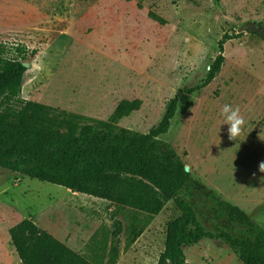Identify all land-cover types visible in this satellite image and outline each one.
<instances>
[{
	"label": "rangeland",
	"instance_id": "374dc122",
	"mask_svg": "<svg viewBox=\"0 0 264 264\" xmlns=\"http://www.w3.org/2000/svg\"><path fill=\"white\" fill-rule=\"evenodd\" d=\"M241 26V36L224 46L220 73L187 92L204 79L223 34H239ZM0 44L37 50L23 61L22 97L56 113L106 120L121 100L137 98L140 109L118 125L146 133L168 101L183 94L162 136L191 172L181 196L208 230L249 236L216 211L219 200L264 227V172L258 168L264 161V0H0ZM226 103L239 106L245 119L236 140L221 124ZM114 210L107 200L0 168V264H21L8 230L23 219L85 254L93 232L111 231ZM178 215L169 201L127 251L122 234L120 264H157L167 224ZM186 256V264H242L218 239L203 240Z\"/></svg>",
	"mask_w": 264,
	"mask_h": 264
},
{
	"label": "trees",
	"instance_id": "16d2710c",
	"mask_svg": "<svg viewBox=\"0 0 264 264\" xmlns=\"http://www.w3.org/2000/svg\"><path fill=\"white\" fill-rule=\"evenodd\" d=\"M153 19L163 23L158 16ZM239 34L225 33L202 82L193 93L211 83L224 64V46ZM0 168L72 192L109 201L111 231L97 230L86 245L87 254L72 250L30 219L9 228L11 244L21 264H116L120 236L127 251L154 216L172 201L179 215L167 224L163 251L157 264H186L187 249L203 240H221L242 264H264V227L227 200L217 212L228 222L244 226L249 236L237 237L216 228L208 230L194 206L181 196L191 172L171 143L165 141L183 94L170 99L159 123L142 133L118 123L140 109V99L121 100L106 120L56 113L50 107L22 97L27 55L25 45L0 44ZM9 55L14 53V58ZM124 218L123 222L119 216Z\"/></svg>",
	"mask_w": 264,
	"mask_h": 264
},
{
	"label": "clouds",
	"instance_id": "9594fccd",
	"mask_svg": "<svg viewBox=\"0 0 264 264\" xmlns=\"http://www.w3.org/2000/svg\"><path fill=\"white\" fill-rule=\"evenodd\" d=\"M220 112L223 117L221 124L227 125V138L229 140H236L241 135L245 124V119L241 114L239 106L226 103L222 106ZM258 168L261 172H264V161L259 163Z\"/></svg>",
	"mask_w": 264,
	"mask_h": 264
},
{
	"label": "crops",
	"instance_id": "0c3cea01",
	"mask_svg": "<svg viewBox=\"0 0 264 264\" xmlns=\"http://www.w3.org/2000/svg\"><path fill=\"white\" fill-rule=\"evenodd\" d=\"M47 232H49V231H47ZM50 233V232H49ZM95 232H93L90 236H89V238H91V236L94 234ZM51 234V233H50ZM51 235H53L56 239H58L59 241H61V242H63L64 244H66L68 247H70L72 250H74V251H76V252H78V253H82V250H81V248H82V246L80 247V248H76L75 247V243L74 242H72L71 240H68V239H65V238H62V237H59V236H57V235H55L54 233H52ZM89 238H87V239H89ZM124 251V250H123ZM88 252L87 251H85V254H87ZM82 254H84V253H82ZM121 258H122V253L120 252V255H119V258H118V261H117V263L116 264H120V262H121Z\"/></svg>",
	"mask_w": 264,
	"mask_h": 264
},
{
	"label": "water",
	"instance_id": "95a60500",
	"mask_svg": "<svg viewBox=\"0 0 264 264\" xmlns=\"http://www.w3.org/2000/svg\"><path fill=\"white\" fill-rule=\"evenodd\" d=\"M247 27H248V28H252V25H251V24H249V25H247ZM245 28H246L245 26H241V27L238 29V33H240V32H242V31H244V30H245ZM24 66H26V67H27V64H25V63H24ZM185 170H186V171H189V167H188V166H185Z\"/></svg>",
	"mask_w": 264,
	"mask_h": 264
}]
</instances>
